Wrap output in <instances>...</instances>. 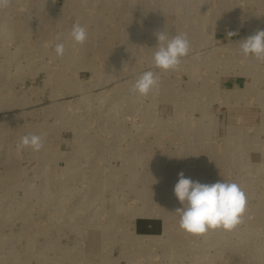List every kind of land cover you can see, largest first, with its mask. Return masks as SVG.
Segmentation results:
<instances>
[{
	"label": "rangeland",
	"instance_id": "374dc122",
	"mask_svg": "<svg viewBox=\"0 0 264 264\" xmlns=\"http://www.w3.org/2000/svg\"><path fill=\"white\" fill-rule=\"evenodd\" d=\"M77 22L83 45L69 38ZM257 30L264 0L0 9V264H264V61L240 53ZM160 31L190 40L175 71L152 67ZM148 70L159 92L137 96L130 89ZM29 134L42 136L40 151L17 148ZM180 172L240 184L243 222L203 236L181 230ZM139 213L157 217L159 231L137 233Z\"/></svg>",
	"mask_w": 264,
	"mask_h": 264
},
{
	"label": "clouds",
	"instance_id": "9594fccd",
	"mask_svg": "<svg viewBox=\"0 0 264 264\" xmlns=\"http://www.w3.org/2000/svg\"><path fill=\"white\" fill-rule=\"evenodd\" d=\"M10 0H0V9L7 8ZM229 31L228 37L237 35ZM156 50L152 55V67L161 72L175 71L191 51V43L186 33H179L169 37L165 31L157 32ZM69 38L75 45H83L88 39L87 28L74 23ZM57 57L63 58L65 44L54 46ZM240 53L244 58L254 57L264 61V30H257L254 34L240 41ZM160 75L152 70L143 72L133 83L130 91L137 96L147 97L158 93ZM44 146L40 135L29 134L22 136L17 148L22 150L30 147L33 151H40ZM178 182L174 186V195L181 207L175 209L179 215V227L187 234L203 236L210 230L221 229L232 231L243 222L247 211V196L240 184L236 182L217 181L207 184L185 177L183 172L178 174Z\"/></svg>",
	"mask_w": 264,
	"mask_h": 264
},
{
	"label": "bare ground",
	"instance_id": "6f19581e",
	"mask_svg": "<svg viewBox=\"0 0 264 264\" xmlns=\"http://www.w3.org/2000/svg\"><path fill=\"white\" fill-rule=\"evenodd\" d=\"M237 134V133H236ZM237 136V135H236ZM248 138V137H247ZM248 148V147H247ZM248 149H245V151H247ZM164 152V151H163ZM165 153H167V152H164V154ZM169 153H167V155H168ZM245 154V153H244ZM166 155V154H165ZM162 157L160 158V157H155L154 156V158H152V161H160V162H162L163 164H164V160H167L168 161V163H170V162H176L177 160H176V158L177 157H173V156H175V154H173L172 156H163V155H161ZM167 157V158H166ZM158 164V163H157ZM159 168V167H158ZM157 171V170H156ZM159 173H161V172H159ZM158 172H155V173H153V175H155V176H159V178L161 179V175H157V174H159ZM155 176H153V177H155ZM165 176V175H164ZM156 179V178H155ZM167 180V179H166ZM160 182V181H159ZM151 184V183H150ZM153 186V185H152ZM154 187V186H153ZM154 190V189H153ZM167 191V190H166ZM171 191V190H170ZM171 193V192H170ZM155 195V194H154ZM156 195H158L157 193H156ZM166 198V197H165ZM157 203V202H156ZM154 203L153 202H149L146 206L148 207V210L146 211V212H150V210L152 209L151 207L152 206H154L153 205ZM167 207V206H166ZM156 211V210H155ZM155 213V212H154ZM160 213V212H159ZM138 236V235H137ZM138 238V237H137ZM145 238V237H144ZM147 244V243H146ZM130 247V246H129ZM143 257V256H142ZM144 261V260H143Z\"/></svg>",
	"mask_w": 264,
	"mask_h": 264
},
{
	"label": "crops",
	"instance_id": "0c3cea01",
	"mask_svg": "<svg viewBox=\"0 0 264 264\" xmlns=\"http://www.w3.org/2000/svg\"><path fill=\"white\" fill-rule=\"evenodd\" d=\"M230 88H232V87H230ZM230 90H232V89H230ZM136 217L147 218V217H144V216L142 215V213L136 214V215H135V218H136ZM152 218H157V217H151V218H147V219H138L137 222L135 223V227H134V229L136 228L135 231H136L137 233H139V234H143V235L148 234V233H146V232H139V231H138V227L140 226V222H141V221H146V222H148V224H147V227H148V228H153L154 223H156L157 226H159V221L152 220ZM156 231H159V229L156 230ZM156 231H154V232H156ZM154 232H151V233H154Z\"/></svg>",
	"mask_w": 264,
	"mask_h": 264
},
{
	"label": "trees",
	"instance_id": "16d2710c",
	"mask_svg": "<svg viewBox=\"0 0 264 264\" xmlns=\"http://www.w3.org/2000/svg\"><path fill=\"white\" fill-rule=\"evenodd\" d=\"M147 224H148V222H146V221H141V222H140V226L138 227V231H139V232L151 233V232H154V231L158 230V229H157L158 226H157L156 223H154L153 228H148V227H147Z\"/></svg>",
	"mask_w": 264,
	"mask_h": 264
}]
</instances>
